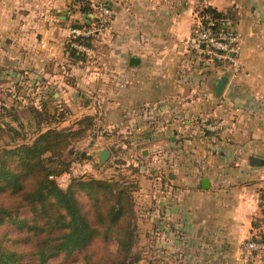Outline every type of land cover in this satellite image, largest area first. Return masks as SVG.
Listing matches in <instances>:
<instances>
[{"label": "crops", "instance_id": "crops-1", "mask_svg": "<svg viewBox=\"0 0 264 264\" xmlns=\"http://www.w3.org/2000/svg\"><path fill=\"white\" fill-rule=\"evenodd\" d=\"M200 2L0 0V81L31 57V84L56 90L44 97L67 105L68 119L77 112L74 127L86 116L103 125L98 154L149 163L137 179L154 264H261L247 259L245 245L264 194V0H207L233 15L239 52L227 67L191 45ZM104 6L108 28L73 61V24L93 27Z\"/></svg>", "mask_w": 264, "mask_h": 264}, {"label": "trees", "instance_id": "trees-1", "mask_svg": "<svg viewBox=\"0 0 264 264\" xmlns=\"http://www.w3.org/2000/svg\"><path fill=\"white\" fill-rule=\"evenodd\" d=\"M199 14L213 21L214 33L233 19L231 12L225 14L211 5ZM95 35L70 36L66 43L69 57L84 60L86 55L76 44L90 48ZM32 112L39 124L49 118L60 123L68 119L70 108L62 105L57 114L47 115L42 104L41 109L34 106ZM78 124L76 128L50 126L31 142L0 148V225L9 223L20 230L16 237H0V264H54L52 259L60 255L68 258L76 251L81 253L82 264H138L143 258L136 249L139 225L134 192L140 189L138 179L97 178L84 172L75 175L66 188L57 181L71 173L78 159H68L73 153L72 140L95 124L94 117L86 116ZM88 158L83 152L79 160ZM263 201L264 194L261 207ZM262 220L263 216L257 220L251 239H264Z\"/></svg>", "mask_w": 264, "mask_h": 264}, {"label": "rangeland", "instance_id": "rangeland-1", "mask_svg": "<svg viewBox=\"0 0 264 264\" xmlns=\"http://www.w3.org/2000/svg\"><path fill=\"white\" fill-rule=\"evenodd\" d=\"M95 25H93V27H95ZM75 44L76 43H74V45ZM80 51L85 53V51ZM13 66H17L14 68H19L20 72L14 73L4 71L1 77L2 80L0 81V148L10 147L19 142H31L41 130H46L50 126H55L57 128L64 126L76 128L74 126H76L77 122L74 120L75 116L78 114L76 112L79 109L78 104L82 102L80 96H75L73 98L74 104L72 108L75 109L76 113L72 120L70 118L60 123H52L51 118H49L39 124V119L34 117L32 108L36 106L41 109L42 104H45L48 111L47 115L48 113L57 114V112H59V106H62V104L57 103L56 105L55 101L44 97L46 95V97L51 98V94L56 90H47L31 84V57H20L17 62L14 61ZM57 91L61 93L60 98H63L62 90ZM103 129L101 123L98 125L94 124L87 127L82 136L72 140L71 147L73 153L68 155V159H78L72 164L73 168L70 174H63L57 178V181L62 187L66 188L71 183L73 177L77 178L75 175H82L84 172L87 173L86 175H94L97 178H113L115 180H120L126 177H134L137 179L140 174L139 168L141 170L143 166H150L149 163L146 162H139L138 165L135 166L131 163L128 164L125 160V157L128 155L126 153L114 155L115 158L117 157V159L114 158L115 160L108 157L104 163H100L99 154L94 148L97 144L99 146L103 145V139L99 135H96L97 132L101 133ZM83 152H86L89 158L79 160ZM138 157L140 158V156ZM118 160L122 162L119 163L117 162ZM155 173L156 170H153L150 172L151 175L144 174L155 176ZM144 189L145 184L143 186V190ZM142 195L143 193H141L139 189L134 192L139 225V238L136 249L143 256L138 264H150V260H154L156 255V245L154 243L155 235L152 229L153 223H144L142 219L141 211H144L145 208L146 210L149 209L146 205H144V207L142 206L145 202V197ZM26 213L27 212L23 213V216L27 215ZM19 233L20 230H17L14 225L12 226L9 223L0 225V237L3 235H7V237H16V234ZM146 233H148L149 236H146ZM80 255L81 253L76 251L68 258L64 255H60L52 259V261L54 264H69L70 262L71 264H73V262L74 264H82V257ZM151 264H154V262L152 261Z\"/></svg>", "mask_w": 264, "mask_h": 264}, {"label": "built area", "instance_id": "built-area-1", "mask_svg": "<svg viewBox=\"0 0 264 264\" xmlns=\"http://www.w3.org/2000/svg\"><path fill=\"white\" fill-rule=\"evenodd\" d=\"M208 6L210 5L208 4L207 0H201L199 5L196 4L195 7H193L194 11L198 14V22L196 24L197 28L195 29V37L191 45L193 48L201 50L205 54L211 56L213 59L219 62L222 67L233 65L237 66L235 57L232 55V53L236 54L239 51V36L236 34L231 22L227 23L217 33H214L211 29L213 21L208 20L207 16L204 20V17L199 14L201 9L207 8ZM100 10V20L95 27H73L71 28V35L88 37L94 35L98 31L106 30L109 25L111 11L106 6L101 7ZM202 45L205 46L204 49L202 48ZM76 47L85 52L90 50L89 47L84 45L76 44ZM211 128H215V126H212ZM262 216L263 220L261 221L260 227L264 230V204L262 206ZM245 254L247 259L253 260L258 258L261 260V264H264V239L248 240L245 245Z\"/></svg>", "mask_w": 264, "mask_h": 264}, {"label": "water", "instance_id": "water-1", "mask_svg": "<svg viewBox=\"0 0 264 264\" xmlns=\"http://www.w3.org/2000/svg\"><path fill=\"white\" fill-rule=\"evenodd\" d=\"M86 18H87V14L84 15V19H86ZM232 55H233V53H232ZM131 62L134 64L136 62V59L132 58ZM109 156H110V152L108 151V149L107 148H103L99 152V162L100 163H104ZM205 183H207V179L204 180V185H205Z\"/></svg>", "mask_w": 264, "mask_h": 264}]
</instances>
